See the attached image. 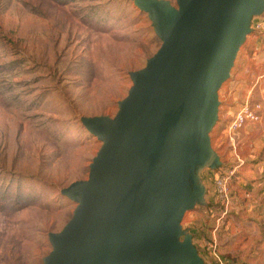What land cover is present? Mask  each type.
<instances>
[{
  "label": "rangeland",
  "instance_id": "374dc122",
  "mask_svg": "<svg viewBox=\"0 0 264 264\" xmlns=\"http://www.w3.org/2000/svg\"><path fill=\"white\" fill-rule=\"evenodd\" d=\"M261 18L264 10L251 27ZM261 43L264 33L253 28L239 45L205 138L236 160L227 126L245 100L232 112L224 91L240 88V99L253 89L249 100L264 107ZM161 44L149 13L132 0H0V264H44L50 234L61 232L77 207L62 190L89 178L102 147L81 118L114 117L133 86L130 74ZM202 207L196 202L183 214L178 239H195L206 224L198 242L206 248L211 211Z\"/></svg>",
  "mask_w": 264,
  "mask_h": 264
},
{
  "label": "water",
  "instance_id": "95a60500",
  "mask_svg": "<svg viewBox=\"0 0 264 264\" xmlns=\"http://www.w3.org/2000/svg\"><path fill=\"white\" fill-rule=\"evenodd\" d=\"M162 40L131 78L114 117H82L102 147L87 180L62 194L77 203L51 233L44 264H203L183 214L203 203L198 167L220 158L205 140L218 91L264 0H132Z\"/></svg>",
  "mask_w": 264,
  "mask_h": 264
},
{
  "label": "crops",
  "instance_id": "0c3cea01",
  "mask_svg": "<svg viewBox=\"0 0 264 264\" xmlns=\"http://www.w3.org/2000/svg\"><path fill=\"white\" fill-rule=\"evenodd\" d=\"M260 48V54L264 56V53H261L264 51V43L260 44ZM259 60L264 62V57ZM258 82H261L260 86H263L264 74L260 76ZM263 88L262 90H264ZM239 90L240 88L233 87L229 91H224L225 95L233 97V102L226 105L232 109V112L237 110L240 102L249 99L253 91V89L247 88L243 91V96L238 99L236 95ZM219 115L220 101L218 118ZM263 119L264 107L262 105L261 120L247 122L237 132L238 150L236 152L244 160V165L239 168L232 182L230 209L217 231L214 229L217 219L222 213V204L216 198L214 181L219 169L233 165L236 159L231 152L221 155L214 149L220 158V165L216 168L207 166L197 168L199 184L204 198L203 203H199V205L205 207L210 204L209 210L211 211L210 233L207 234V239L210 244H215L217 252L227 264H264V129L261 127H264ZM221 131L222 127H219L218 132ZM200 168H207L208 171H201ZM205 226L207 225L205 224ZM205 226L201 224L200 230H193L195 239L192 242L197 248L203 264H217L213 256L214 246L210 244L208 246L209 242L206 241L204 242L205 245L207 243L206 248L200 245L201 235L207 233ZM190 236L193 237V234L191 233ZM198 242L200 243L198 244Z\"/></svg>",
  "mask_w": 264,
  "mask_h": 264
},
{
  "label": "built area",
  "instance_id": "2783aa9c",
  "mask_svg": "<svg viewBox=\"0 0 264 264\" xmlns=\"http://www.w3.org/2000/svg\"><path fill=\"white\" fill-rule=\"evenodd\" d=\"M264 33V18L256 21L252 29ZM262 118V104L260 102H253L249 99L245 100L236 111L234 117L231 119L227 126L229 134V141L233 150H237V132L247 122H258ZM236 162L228 167L219 169L218 174L214 181V191L217 200L222 204V213L217 219L216 228L217 231L219 225L222 223L223 218L228 214L231 205V185L238 173L241 166L244 165V160L236 154ZM210 242L208 243L209 246ZM207 245V243H206ZM213 247V256L215 257L217 264H227V262L217 252L215 244H210Z\"/></svg>",
  "mask_w": 264,
  "mask_h": 264
}]
</instances>
